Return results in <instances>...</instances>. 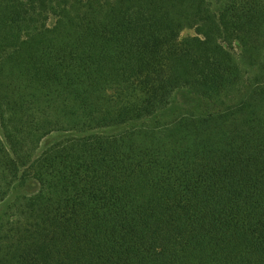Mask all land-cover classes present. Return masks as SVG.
Segmentation results:
<instances>
[{
  "label": "trees",
  "instance_id": "obj_1",
  "mask_svg": "<svg viewBox=\"0 0 264 264\" xmlns=\"http://www.w3.org/2000/svg\"><path fill=\"white\" fill-rule=\"evenodd\" d=\"M27 181L0 264H264V0H0V203Z\"/></svg>",
  "mask_w": 264,
  "mask_h": 264
},
{
  "label": "rangeland",
  "instance_id": "obj_2",
  "mask_svg": "<svg viewBox=\"0 0 264 264\" xmlns=\"http://www.w3.org/2000/svg\"><path fill=\"white\" fill-rule=\"evenodd\" d=\"M209 4L210 8L217 12L221 9L223 5V0H206ZM193 30L191 29H184L181 32V37L191 36L193 35ZM235 52L238 53L237 48H235ZM204 111V107L202 103H200L199 97L190 93L186 90H179L177 91L173 98L170 107L162 113L161 119L164 120H171L177 117L180 114H187V113H201ZM117 129L114 130H105L102 133H110L116 132ZM62 136V133H54L48 139L44 140L41 144L42 148L48 143L53 140L59 139ZM38 189V186L33 181H27L23 183H17L12 188L10 194L7 198L0 203V223L6 216V213L10 207V205L19 197H27L34 194Z\"/></svg>",
  "mask_w": 264,
  "mask_h": 264
}]
</instances>
